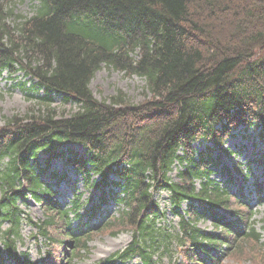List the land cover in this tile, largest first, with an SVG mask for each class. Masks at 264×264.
<instances>
[{
	"label": "trees",
	"instance_id": "trees-1",
	"mask_svg": "<svg viewBox=\"0 0 264 264\" xmlns=\"http://www.w3.org/2000/svg\"><path fill=\"white\" fill-rule=\"evenodd\" d=\"M4 1L0 74L19 65L45 91L37 116H14L0 128V242L9 257L32 264L28 254L16 253L26 219L49 243L48 264H72L87 250L92 237H79L70 218L80 219L81 206L64 209L43 181L40 154L49 169L64 157L66 144L86 149L87 159L73 154L66 165L88 185L102 193L111 185L119 190L113 199L124 208L101 230L132 233L123 258L134 250L148 264L162 246L160 235L164 245L179 239L181 264H216L222 246L227 251L255 237L253 229L236 228L245 225L250 195L264 201V184L256 181L248 195L238 186L264 157L250 156L242 144L264 142V0H36V15L16 28L6 24ZM103 64L145 79L151 98L131 105L119 92L110 104L98 102L90 84ZM52 95L74 102L78 111L59 115ZM237 138L242 141L234 149L226 147ZM233 156L247 164L231 162ZM175 165L178 183L170 178ZM51 176L58 183L66 178L56 171ZM159 191L169 193L179 232L162 223L167 212L155 200ZM29 195L44 215L38 223L19 206ZM106 203L103 197L99 207ZM204 221L213 231L200 228Z\"/></svg>",
	"mask_w": 264,
	"mask_h": 264
},
{
	"label": "rangeland",
	"instance_id": "rangeland-1",
	"mask_svg": "<svg viewBox=\"0 0 264 264\" xmlns=\"http://www.w3.org/2000/svg\"><path fill=\"white\" fill-rule=\"evenodd\" d=\"M36 4L37 3L35 0H5V2L2 3V9H5V14H7L6 24L14 28L20 23L31 18L35 12L34 6ZM28 79V77L26 78L24 76L23 72H18L14 75H11L10 72L5 71L0 77V127H4L7 124V121L11 120L14 116L24 117L27 114H29V117L37 116L39 111H43V104H41L38 100V97L42 96V93L34 92L32 95L35 97V99H31L27 96V90L31 86L30 83H27L23 88L18 87L19 83L27 82ZM90 89L98 101H105L109 104L111 103V98H115L119 92H122L125 95V101L131 105H138L148 98L144 80L136 76L131 77L124 73L110 70L105 66H102V69L96 73L94 79L91 82ZM56 99L57 100L53 105V108L56 109L59 115L69 117L71 114L78 111V108L73 104H63L61 98ZM240 142L241 139L237 138L232 140L230 144L236 145ZM242 144H248L251 146V143L247 141H243ZM67 148H74L76 152L80 154L85 152L83 148L73 147L71 145L63 147L62 150L66 151ZM199 149L203 150V147L199 146ZM263 150L264 145L258 143L256 150L253 151V149L250 147V149H248V153L249 155L253 152L262 153ZM40 159L43 162L45 156L41 154ZM53 170L61 173L64 170L67 171L68 168L65 166L63 159L53 160L48 171V176L45 179L47 182H55L54 179L49 177ZM70 172L71 170L69 173ZM178 172L179 169H175L171 175L175 182H179L177 176ZM259 174V171H256V175ZM71 178L73 181H77V191L84 194L82 200H88V198L91 197L93 191L87 189L84 186V183L80 177L71 173ZM218 178L220 179V177ZM261 180L264 182V179ZM254 182L255 180L247 183V188L252 187ZM63 188L68 189L70 187L63 185ZM66 192L68 196H71V193L68 190H66ZM157 201L160 203L162 209L166 208L168 210L169 203L166 192L158 195ZM21 206L26 211V213L32 217L34 222H38L43 218L40 206L33 201L28 199L27 203L21 204ZM114 207V205L111 206V211L116 213L118 207ZM255 210H257V214L253 220L261 234V240H246L239 246L237 251L234 250L227 254L225 253L226 256L222 261V264H264V206L256 207ZM168 222L171 227H174L177 224V221L173 220L171 216H169ZM5 227H7V225H5L4 228ZM200 227L206 231L212 230L211 224L209 222L201 224ZM35 232L36 231L33 227L24 225L22 234L24 236L25 243L20 245L18 249L20 252L28 249L32 259L39 260V258L42 259L43 255L39 254V247L35 243V239L31 237V235ZM106 233H109V230H106ZM131 240L132 235L130 233L120 234L116 238H110L105 233H101L90 243L91 251L88 257L85 259V261L80 262L79 264H98L100 260L109 257L112 253L124 250L129 245ZM127 264H138V261L136 259ZM157 264H172V262L170 257H161V259L157 261Z\"/></svg>",
	"mask_w": 264,
	"mask_h": 264
}]
</instances>
